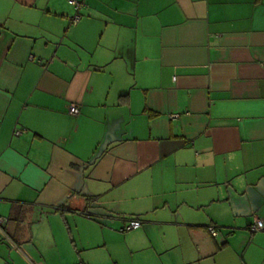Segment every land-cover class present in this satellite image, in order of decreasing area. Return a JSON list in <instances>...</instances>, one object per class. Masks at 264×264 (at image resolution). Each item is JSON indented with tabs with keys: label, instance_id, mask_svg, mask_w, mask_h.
Listing matches in <instances>:
<instances>
[{
	"label": "crops",
	"instance_id": "0c3cea01",
	"mask_svg": "<svg viewBox=\"0 0 264 264\" xmlns=\"http://www.w3.org/2000/svg\"><path fill=\"white\" fill-rule=\"evenodd\" d=\"M77 1L0 0V264H264V0Z\"/></svg>",
	"mask_w": 264,
	"mask_h": 264
},
{
	"label": "rangeland",
	"instance_id": "374dc122",
	"mask_svg": "<svg viewBox=\"0 0 264 264\" xmlns=\"http://www.w3.org/2000/svg\"><path fill=\"white\" fill-rule=\"evenodd\" d=\"M167 216L168 215H165V217ZM162 218L164 219V216ZM110 228L115 230L117 234L115 235L114 232L110 233L109 231H106V229L104 231H100L99 233L97 231L95 232L97 239L101 240L102 238H105L104 241L106 243L105 251L103 252L101 251L102 252L101 253L100 252L101 249L96 250L103 257V261L105 262V264H110V257L113 258L112 262H115V264H132V263L141 264L143 261L147 259L148 250L141 252H131L132 249L130 248V246L133 243H134V247H137L141 244V240H140L141 235L139 234L138 230L130 231L126 233H120L118 230L119 228L118 226L111 224ZM152 235H153L152 238L156 240L158 237L161 236V232L152 231ZM60 264H63V262H60Z\"/></svg>",
	"mask_w": 264,
	"mask_h": 264
},
{
	"label": "built area",
	"instance_id": "2783aa9c",
	"mask_svg": "<svg viewBox=\"0 0 264 264\" xmlns=\"http://www.w3.org/2000/svg\"><path fill=\"white\" fill-rule=\"evenodd\" d=\"M67 1L73 7V9L75 11V14L71 19V24L75 25L81 19L80 10H81V7L83 6V4L79 1H76V0H67ZM68 113L70 116H77L79 114V109L76 105L72 104L69 106ZM177 117H178L177 115L171 116L172 119H175ZM23 133H25V130H15L13 135L18 137V136L22 135ZM5 223H6V219H4L2 216H0V234L5 237V239L8 241V243L11 246H13V244L10 242V240L7 238V236L4 234V232L2 230V227L5 225ZM140 226H141V222L139 220H129V221L125 222L124 226L120 229V232L125 233V232H129L132 230H137L140 228ZM262 229H263V224L258 219H255L253 224L249 227V230L251 233L259 232ZM207 232L212 238H217V236H218V230L214 226H208Z\"/></svg>",
	"mask_w": 264,
	"mask_h": 264
},
{
	"label": "trees",
	"instance_id": "16d2710c",
	"mask_svg": "<svg viewBox=\"0 0 264 264\" xmlns=\"http://www.w3.org/2000/svg\"><path fill=\"white\" fill-rule=\"evenodd\" d=\"M85 216H87L88 218H91L90 215L86 214ZM140 221V220H139ZM141 222V221H140ZM142 223V222H141ZM257 233V232H256ZM251 234H254V233H251Z\"/></svg>",
	"mask_w": 264,
	"mask_h": 264
}]
</instances>
